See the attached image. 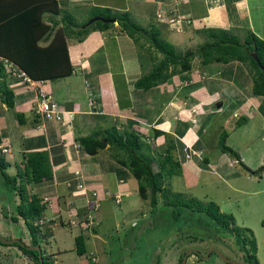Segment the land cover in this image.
Instances as JSON below:
<instances>
[{
    "label": "crops",
    "instance_id": "1",
    "mask_svg": "<svg viewBox=\"0 0 264 264\" xmlns=\"http://www.w3.org/2000/svg\"><path fill=\"white\" fill-rule=\"evenodd\" d=\"M125 1L117 5L108 0L94 4L92 0L86 1L88 4H82L83 0H56V4L73 17L71 7L75 3L81 16L86 5L126 10L139 25L155 26L160 36L179 50L191 45L196 47L199 42L194 39L204 41L201 34L204 28L226 29L240 40L249 32L264 39V0H138L131 9ZM111 28L115 32L109 33ZM111 28L90 31L81 40L65 38L72 66L69 76L80 78L79 84L77 78L69 76L30 83L8 79L14 95L11 109L17 118L13 128H9L12 131L4 126L5 106L0 102V144L10 141L8 135H12L19 142L20 159L29 151H45L48 156L51 176L29 190L44 205L36 220L42 231H50L49 226H66L63 220L66 219L73 237L83 236V232L94 230L90 223L94 221L100 200L120 203L124 196L136 194V180L125 167L112 160L107 147L90 155L80 148L77 137L114 126L139 134L143 142L141 151L147 156H157L164 149V135H154L153 131H163L174 139L173 157L181 170L175 176L180 178L182 186L189 188L195 186L201 174H213L220 180L233 174L231 159L225 152L214 149L218 140L209 143L202 137L210 121L218 129L229 121L227 128L232 129L237 120L245 124L255 115L264 122L260 112L264 98L250 92L251 81L245 83L248 73L236 61L202 65L196 57L197 61L187 71L188 78L183 75L185 72L174 73L148 89L136 88L134 81L149 58L145 44L138 50L116 23ZM211 73L217 75L218 90L203 86ZM39 88L50 93L61 111L59 119L43 118L35 112ZM209 111L214 113L213 118L208 119ZM220 111L228 113L221 123L217 121ZM206 152L213 161L209 156H202ZM19 162L7 164L11 163L15 172ZM114 195H118L117 202ZM107 202L105 215L113 217L112 201ZM14 223L20 226L21 240L29 244L30 237L22 220L17 218Z\"/></svg>",
    "mask_w": 264,
    "mask_h": 264
},
{
    "label": "trees",
    "instance_id": "2",
    "mask_svg": "<svg viewBox=\"0 0 264 264\" xmlns=\"http://www.w3.org/2000/svg\"><path fill=\"white\" fill-rule=\"evenodd\" d=\"M91 8L94 12L90 17L113 18L119 30L131 38L138 50L144 46V43L139 41L143 39L145 51L161 54L158 62L149 57L152 64H155L134 81L136 88L148 89L166 81L174 73L189 70L190 61L197 57L202 65L230 61L244 65L250 75V92L264 98V39L253 33L249 32L240 40L226 29L204 28L201 30L204 41L194 48L176 51L171 43L160 36L155 26L139 25L128 11L107 6ZM74 19L69 11L57 6L56 0H0V102L7 108H12L14 96L8 87V79L19 80L11 75L12 69H20L31 81H54L69 76L72 73V66L65 38L70 36L81 40L90 31H105L113 26V22L100 20L85 25L88 18L78 23ZM39 41L45 42L44 45H39ZM8 64L12 67H7ZM242 123L241 120H237L235 125L239 126ZM153 132L154 135H164V149L157 156H147L141 151L143 142L139 134L118 130L114 126L92 131L88 135L77 137L76 141L80 148L90 155L104 147L110 149V156L114 161L125 167L136 180V193L139 198L148 199L152 209L155 208L157 194L160 193L166 206L171 208L170 212L176 216L180 215L183 208L192 212H202L220 231L229 233L233 231L234 242L243 252L240 262L258 264L255 241L248 228L235 225L230 227V224H234L233 216L230 213H221L214 202L185 199L181 193L171 192L164 184V178L180 175V164L173 157L174 139L163 131L155 129ZM226 137L225 131L219 134L217 141L219 150L228 153L242 164L238 153L225 144ZM6 164L0 154V175L8 189L13 190L18 197V202L14 205L16 216H10V220L15 222L20 218L30 237L29 245L40 246L38 241L50 234L48 230L42 231L36 222L44 205L37 194L26 190L25 185L40 183L51 176L47 153L45 151L23 153L12 175L3 171ZM242 165L250 173L264 171V156L263 164L255 170ZM83 239L81 234L73 238L74 251L77 255L85 252ZM0 244L17 246L19 252L30 259L32 264H39L38 252L26 248L25 243L20 245L16 242L11 244L0 242ZM181 258L182 256L174 264H178ZM41 259L43 264H53L48 254L43 255L41 252Z\"/></svg>",
    "mask_w": 264,
    "mask_h": 264
},
{
    "label": "rangeland",
    "instance_id": "3",
    "mask_svg": "<svg viewBox=\"0 0 264 264\" xmlns=\"http://www.w3.org/2000/svg\"><path fill=\"white\" fill-rule=\"evenodd\" d=\"M83 1L82 4H88L86 1L90 0ZM92 1L94 4L104 0ZM108 1L111 4L119 5L125 0ZM126 1L130 5L128 9H131V6L133 7L138 0ZM91 7L86 5L84 7L85 12L81 16L78 11L79 7L75 3L71 7V11L75 16L74 21L78 23L91 18L90 16L94 12ZM131 18L135 19L132 16ZM114 23L116 22L114 21ZM113 32H115V29L111 28L109 33ZM69 38L71 37L69 36ZM130 41L136 48L131 38ZM194 41L201 42L195 39ZM143 43L145 44V42ZM194 47L191 45V48ZM185 49L175 48L176 51H184ZM146 53L156 62L161 58V54L158 52ZM150 58L144 61L146 63L145 67L140 70L141 74L146 73L155 64H152ZM195 61H197L196 57L190 61V65L193 62L195 64ZM116 66L119 67L118 64ZM241 66L247 72L246 67ZM187 71L185 73L181 72L186 78L189 77ZM216 76L211 73L210 77L203 82L204 88L218 90L219 82L216 83ZM69 77L71 79L77 78L73 75ZM76 80L78 84L81 82L80 78ZM248 82H250L249 73L245 79V83ZM3 105L5 106V104ZM260 110L264 116V105ZM226 112L229 111L226 110ZM226 112L220 111L217 120L219 123L228 115ZM209 113H211V116L208 119L213 118L214 113L212 111H209ZM2 120L6 129L14 130L9 129L13 128L17 121L13 109L5 106ZM229 124L230 121L224 128L220 127L218 129L216 123L213 120L210 121L209 128L202 134L203 139L209 143H215L219 134L225 131L227 133L225 144L243 157L244 162L241 160L242 164L251 170H255L263 164L264 122L260 116L255 115L248 118L245 124L239 126L233 124L234 128L232 129L227 128ZM8 136L10 141H2V144L9 143L11 146L9 152L11 153H1V156L6 160V163L8 161L17 163L20 160L19 142L12 135ZM214 149L218 150L219 148L217 146ZM108 151L110 153V149ZM205 155L206 157L209 156L211 161L214 160L210 158L211 155H208L207 152L202 154L203 157ZM225 156L231 159L232 162L230 163L233 168V174L228 176L227 179L220 180L213 174H201L195 186L186 188L187 186L184 184L182 186L180 178L172 175L170 178H164V184L168 186L171 183L172 185L168 186L170 191L182 192L181 194L185 199L193 198L202 202L212 201L218 205L221 213H230L234 218V224L229 226L233 227L235 225L248 228L251 231L256 245L255 256L257 262L258 264H264V171L247 172L241 163L234 160V157L228 153ZM112 160L114 161L113 158ZM3 171L8 175H12L14 167L11 163L7 164ZM129 175L131 174L129 173ZM131 177L133 176L131 175ZM35 185H25L26 190L29 191ZM136 194L124 196L120 203H114L111 199L100 200V207H98L96 213L94 212L95 217L93 218L97 223L94 221L90 223L94 227V231L83 232L85 253L82 256L77 255L74 251L73 232L66 219H63L66 226H49L51 228L50 234L43 239L40 237L41 240L38 243L42 254L50 255L53 264H174L185 252L193 249L196 253H189L184 264H225L217 252L228 259L241 261L243 252L238 249L234 242L233 231L231 233L220 231L202 212H192L183 208L180 215L176 216L175 213L170 212L171 208L166 206L160 193L157 194V203L153 209L148 199H141ZM107 201H112L110 205L114 211L113 217L105 215L107 211H104V206L109 203ZM17 202V195L13 190L8 189L0 175V235L6 239L23 238L20 226L10 220V216H16L14 205ZM0 264H32V262L19 252L17 246L0 244Z\"/></svg>",
    "mask_w": 264,
    "mask_h": 264
},
{
    "label": "built area",
    "instance_id": "4",
    "mask_svg": "<svg viewBox=\"0 0 264 264\" xmlns=\"http://www.w3.org/2000/svg\"><path fill=\"white\" fill-rule=\"evenodd\" d=\"M6 66L12 67L10 64ZM10 73L13 77L18 78L19 82L22 83L31 82L29 78L25 75V73L18 68L12 69ZM36 102L37 103H36L35 111L38 113V115L48 119H52V118L59 119V114L61 113V111L57 108L56 103L52 101L49 92L39 88L37 90ZM0 151L2 153L8 152L9 145L0 144ZM114 198L116 201H118V195H114ZM44 200H46V198H44ZM95 205H97V202H95Z\"/></svg>",
    "mask_w": 264,
    "mask_h": 264
},
{
    "label": "water",
    "instance_id": "5",
    "mask_svg": "<svg viewBox=\"0 0 264 264\" xmlns=\"http://www.w3.org/2000/svg\"><path fill=\"white\" fill-rule=\"evenodd\" d=\"M95 20H100V21H105V22H114L115 20L113 18H108V19H104L100 16H93L91 18H89L85 25L95 21ZM0 242L3 243V244H11L12 242H16V243H19L20 245H24V243L18 239V238H14V239H6L4 237H2L0 235ZM26 248H29V249H33V250H36L38 252V258H39V264H43L42 263V259H41V249H40V246L39 245H27ZM210 251V250H209ZM208 251V252H209ZM216 251V250H215ZM208 252L206 253V255L208 254ZM217 252V251H216ZM189 253H196L195 250L193 249H189L187 252H185L182 256V258L180 259L179 263L178 264H184L185 260H186V257L188 256ZM218 255L221 257V259L225 262V263H230V264H243L242 262L240 261H237V260H231V259H228L226 257H224L223 255H221L219 252H217Z\"/></svg>",
    "mask_w": 264,
    "mask_h": 264
},
{
    "label": "clouds",
    "instance_id": "6",
    "mask_svg": "<svg viewBox=\"0 0 264 264\" xmlns=\"http://www.w3.org/2000/svg\"><path fill=\"white\" fill-rule=\"evenodd\" d=\"M30 81H31V80H30ZM35 104H36V103H35ZM35 108H36V107H35ZM35 112H36V111H35ZM36 113H37V112H36ZM37 115H38V113H37ZM39 116H40V115H39ZM43 118H44V117H43ZM47 119H48V118H47ZM9 149H10V147H9ZM1 153H2V152L0 151V154H1ZM5 153H7V154H8V153H9V151H8V152H5ZM114 201H115V202H117V201L115 200V198H114Z\"/></svg>",
    "mask_w": 264,
    "mask_h": 264
},
{
    "label": "flooded vegetation",
    "instance_id": "7",
    "mask_svg": "<svg viewBox=\"0 0 264 264\" xmlns=\"http://www.w3.org/2000/svg\"><path fill=\"white\" fill-rule=\"evenodd\" d=\"M19 238H20V237H19ZM19 238H18V239H19ZM20 240H21V238H20ZM21 241H22V240H21ZM25 244H26V243H25ZM26 245H28V244H26ZM193 254H194V253H193Z\"/></svg>",
    "mask_w": 264,
    "mask_h": 264
}]
</instances>
